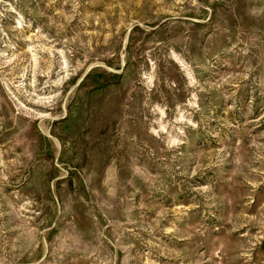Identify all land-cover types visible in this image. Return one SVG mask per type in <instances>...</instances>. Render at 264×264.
<instances>
[{"label":"rangeland","instance_id":"rangeland-1","mask_svg":"<svg viewBox=\"0 0 264 264\" xmlns=\"http://www.w3.org/2000/svg\"><path fill=\"white\" fill-rule=\"evenodd\" d=\"M0 264H264V0H0Z\"/></svg>","mask_w":264,"mask_h":264}]
</instances>
